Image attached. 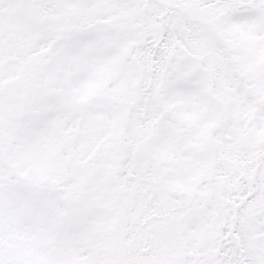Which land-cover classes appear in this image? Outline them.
I'll return each mask as SVG.
<instances>
[{
	"label": "snow or ice",
	"instance_id": "1",
	"mask_svg": "<svg viewBox=\"0 0 264 264\" xmlns=\"http://www.w3.org/2000/svg\"><path fill=\"white\" fill-rule=\"evenodd\" d=\"M0 264H264V0H0Z\"/></svg>",
	"mask_w": 264,
	"mask_h": 264
}]
</instances>
